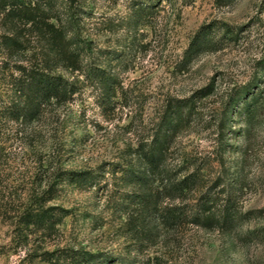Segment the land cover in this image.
I'll use <instances>...</instances> for the list:
<instances>
[{
	"label": "rangeland",
	"instance_id": "obj_1",
	"mask_svg": "<svg viewBox=\"0 0 264 264\" xmlns=\"http://www.w3.org/2000/svg\"><path fill=\"white\" fill-rule=\"evenodd\" d=\"M131 1L87 0L84 6L92 13L87 18L94 17L88 23H97L85 30L94 40L96 65L123 83L114 97L116 110L104 111L101 90L82 76L79 94L57 118L48 115L19 135L15 124L0 125V264L32 263L12 240L15 217L6 212L8 197L13 209L20 207L51 179L58 183L54 203L71 214L49 239L50 248L72 247L112 260L135 257L120 214L107 206L128 191L122 178L128 149L152 132L169 103L202 95L211 84L214 92L198 101L192 124L173 151L207 156L222 144L230 147L227 172L235 177L241 171L245 184L233 197L239 224L212 230L187 224L178 233L179 243L151 251L166 254L164 264H264V104L253 126L234 114L227 120L225 114L231 89L264 81V0H165L154 26L136 32L126 22ZM225 23L239 32L238 40L204 52L181 71L183 53L202 26ZM71 171L95 178L84 186L62 180ZM146 255L137 256L142 261Z\"/></svg>",
	"mask_w": 264,
	"mask_h": 264
},
{
	"label": "trees",
	"instance_id": "obj_2",
	"mask_svg": "<svg viewBox=\"0 0 264 264\" xmlns=\"http://www.w3.org/2000/svg\"><path fill=\"white\" fill-rule=\"evenodd\" d=\"M164 1H131L126 21L130 30L153 27L160 10L166 8ZM218 1L230 4L234 0ZM86 5L87 0H0V125L15 124L19 135L26 126L48 115L57 118L59 109L79 94L85 82L82 76L101 90L103 110H116L114 97L123 83L96 65L92 57L94 40L85 30L88 24L97 23H88L94 17L87 18L92 13L84 9ZM238 38L239 32L227 23L202 26L184 51L178 68L188 70L204 52L225 48ZM202 92L169 103L152 132L128 149L130 160L122 177L128 191L121 201L111 198L107 206L120 214L126 236L136 250L135 257L112 260L72 247L50 248L49 239L61 232V225L71 214L54 203L58 184L54 179L35 189L17 209L11 207L12 197L7 199L11 206L6 212L13 211L15 217L12 240L20 254L25 259L31 257V264H164L166 254L152 252V247L179 243L178 233L187 224L205 230L238 225L233 197L244 190L245 184L241 171L235 177L227 172L226 153L230 147L222 144L207 156L175 155L173 151L178 138L191 126L198 101L209 97L214 85ZM263 104V79L234 87L225 104L226 119L231 120L234 114L253 126ZM62 178L84 186L95 177L71 171L63 173ZM39 250L44 251L38 254ZM146 251L147 260L138 259L137 255Z\"/></svg>",
	"mask_w": 264,
	"mask_h": 264
}]
</instances>
